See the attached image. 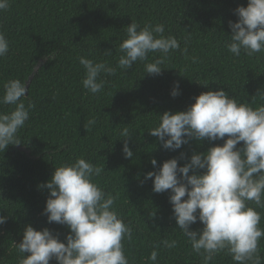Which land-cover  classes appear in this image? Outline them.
Instances as JSON below:
<instances>
[{"label": "trees", "instance_id": "16d2710c", "mask_svg": "<svg viewBox=\"0 0 264 264\" xmlns=\"http://www.w3.org/2000/svg\"><path fill=\"white\" fill-rule=\"evenodd\" d=\"M247 5L248 0H10L9 8L0 11V32L10 43L7 55L0 57V96L8 80L27 85L32 76L23 99L35 107L18 133L21 144L0 152V215L6 218L0 224V264H18L22 254L16 243L29 224L37 230L48 228L67 242L70 229L49 223L44 214L50 195L46 183L56 167L80 157L104 165L105 171L94 181L106 193H119L114 207L132 228L131 240L124 241L130 264H203L178 228L171 190L154 192V177L145 176L172 158L183 166L194 152L204 153L228 137L192 138L180 149L169 150L149 130L157 126L159 115L186 111L209 90L223 88L254 108L264 103L257 94L264 91V53L237 57L225 46L232 35L229 21L236 22L235 10ZM133 21L141 28L162 23L164 35L175 36L187 54L171 51L160 74L145 73L140 61L127 71L117 69L113 76L102 73L100 78L107 81L104 90L88 93L81 82L84 68L79 57L115 67L118 45ZM160 55L149 53L148 61ZM177 82L179 94L173 97ZM12 108L0 104V111ZM93 119L95 124L86 128ZM125 127L130 138L120 137ZM126 140L132 158L123 152ZM242 146L240 142L237 148ZM153 158L156 166L151 164ZM194 171L203 174L204 169ZM257 211L264 228V209ZM190 227L201 230L203 224L197 220ZM164 239L176 240V247H163ZM157 245L153 262L149 256ZM259 250L264 264V238ZM50 264L58 262L52 259ZM210 264L234 262L220 253Z\"/></svg>", "mask_w": 264, "mask_h": 264}, {"label": "clouds", "instance_id": "9594fccd", "mask_svg": "<svg viewBox=\"0 0 264 264\" xmlns=\"http://www.w3.org/2000/svg\"><path fill=\"white\" fill-rule=\"evenodd\" d=\"M9 6L10 0H0V11ZM235 14L238 20L229 21L232 35L225 45L228 51L237 57L242 53H264V0H248L247 7H238ZM164 32L162 23L141 28L133 21L126 28V38L118 45L120 55L115 67L79 57L84 68V89L91 94L101 93L107 83L100 78L102 73L113 76L117 69L127 71L137 61L144 62L145 73L160 74L169 53L181 50L179 40L173 35L165 36ZM9 49V40L0 32V57H5ZM181 51L186 55L187 47ZM149 53L161 55L149 62ZM192 60L196 62L197 58ZM3 87L0 104L14 108L0 111V152L9 145L21 144L18 133L35 107L31 101L25 104L27 87L21 80L10 79ZM171 94H179L178 82ZM257 94L264 101V91ZM94 124V119L89 120L85 127ZM149 133L169 150L180 149L192 138L216 141L227 135L222 145L210 147L204 153L194 152L183 166L177 158L166 160L158 171L147 172L145 179L154 177L156 193L171 190L169 200L178 228L192 250L202 257L203 264H210L220 253L230 255L234 264H261L259 241L264 238V228L260 226L262 216L257 208L264 209V103L254 108L223 88L209 90L197 96L186 111L159 115V123ZM120 137H131L127 127ZM240 142L243 146L237 148ZM123 152L127 158L134 155L127 140ZM151 164L156 166L157 160L153 158ZM196 169H204L203 174H197ZM104 171V165L83 157L56 167L46 183L50 195L44 214L49 223L70 229L67 242L48 228L37 230L29 224L21 242L16 243L22 254L18 264H50L52 259L58 264H130L124 241L131 240L132 228L114 207L119 193H106L94 181ZM190 171L193 174L189 175ZM197 220L203 228L192 230L190 226ZM5 222L6 218L0 215V224ZM176 244V240L162 241L168 249ZM158 248L159 245L150 253L153 262L157 261Z\"/></svg>", "mask_w": 264, "mask_h": 264}, {"label": "water", "instance_id": "95a60500", "mask_svg": "<svg viewBox=\"0 0 264 264\" xmlns=\"http://www.w3.org/2000/svg\"><path fill=\"white\" fill-rule=\"evenodd\" d=\"M32 79V76H30L29 80H28V83L26 85L27 89H28V86H29V83H30V80ZM27 93H28V90H27Z\"/></svg>", "mask_w": 264, "mask_h": 264}]
</instances>
